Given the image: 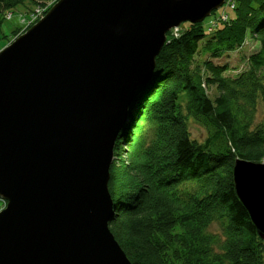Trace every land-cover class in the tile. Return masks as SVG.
<instances>
[{"label":"water","instance_id":"95a60500","mask_svg":"<svg viewBox=\"0 0 264 264\" xmlns=\"http://www.w3.org/2000/svg\"><path fill=\"white\" fill-rule=\"evenodd\" d=\"M226 0H57L0 50V264H132L109 228L110 167L170 30ZM264 239V163L237 159Z\"/></svg>","mask_w":264,"mask_h":264},{"label":"trees","instance_id":"16d2710c","mask_svg":"<svg viewBox=\"0 0 264 264\" xmlns=\"http://www.w3.org/2000/svg\"><path fill=\"white\" fill-rule=\"evenodd\" d=\"M48 1L56 0H0V39L8 36H1L8 13L24 6V19L38 8L45 15ZM232 1L224 3L232 13H218L214 24L186 22L179 35L168 32L154 80L117 137L109 228L132 264H264V239L234 182L237 159L264 163V119L256 123L264 102V0ZM248 37L259 47L230 74V64L215 59ZM191 122L205 129L203 141L191 136ZM214 223L220 232L210 230Z\"/></svg>","mask_w":264,"mask_h":264},{"label":"rangeland","instance_id":"374dc122","mask_svg":"<svg viewBox=\"0 0 264 264\" xmlns=\"http://www.w3.org/2000/svg\"><path fill=\"white\" fill-rule=\"evenodd\" d=\"M56 1H48V2H49V4H51V3L54 4ZM23 11H24V6H20L19 8H17L14 11L12 18H6L4 20L3 25H2L1 36H3L4 34H6L8 36L6 39L4 37L0 39V50L4 46L11 43L17 36H19V35L16 36L15 33L13 34L12 31L15 28H19V27L26 28L27 21L30 18L24 19V16L20 15V12H23ZM222 11H227L230 14L232 13L231 10L227 8L226 4H224L221 8L212 12V14L204 20L205 23H207L206 27L211 25V24H214L215 21H213V18L218 13H220ZM221 17L225 18L226 16L222 15ZM182 25H183V27H181ZM187 26H188V24L186 22L182 23L180 25V27H176L173 30V33L176 35H179L180 32L182 31V29L187 27ZM6 43H8V44H6ZM258 47H259L258 43H256L252 38L248 37L244 42L243 48H241L235 52H232L230 54H227L220 59H215V61L221 62V63H229L231 68H233V72H231L230 74H235L240 69H242L246 66L247 57L251 53L255 52L258 49ZM209 94L211 97H215L218 94V91L215 87H213V88L209 89ZM263 119H264V102L260 101L259 106H258V110H257L256 123L261 122ZM190 133L194 139H198L200 141H203V139L206 136L205 129L203 127H201L200 125L194 123V122H191V124H190ZM3 206H4V201L0 198V210L3 208ZM210 230L214 231V232H220L221 231L220 225L218 223H214L211 226Z\"/></svg>","mask_w":264,"mask_h":264},{"label":"built area","instance_id":"2783aa9c","mask_svg":"<svg viewBox=\"0 0 264 264\" xmlns=\"http://www.w3.org/2000/svg\"><path fill=\"white\" fill-rule=\"evenodd\" d=\"M226 3L233 5V1L232 0H226ZM43 16H44V9L38 8L36 10V13L32 14L30 19L27 21V26L30 25V24H34L35 22H37ZM10 17H11V13H8L7 14V18H10Z\"/></svg>","mask_w":264,"mask_h":264}]
</instances>
